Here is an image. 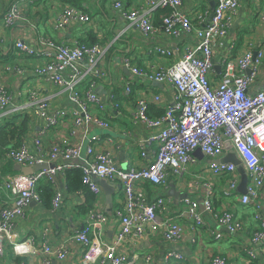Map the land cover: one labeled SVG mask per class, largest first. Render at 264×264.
Listing matches in <instances>:
<instances>
[{
  "label": "built area",
  "instance_id": "2783aa9c",
  "mask_svg": "<svg viewBox=\"0 0 264 264\" xmlns=\"http://www.w3.org/2000/svg\"><path fill=\"white\" fill-rule=\"evenodd\" d=\"M56 1L62 3L50 25L56 33L75 26L88 29L94 24L87 7ZM195 2L190 9L183 0H113L111 3L143 36L154 35L159 28L153 11L166 9L158 17L162 32L174 38L187 35L191 39L176 56L174 50L154 45L152 53L165 62L164 66L141 68L131 59H125L124 66L132 78L161 83L173 90V98L161 115L152 117L148 113L149 105L158 103L160 95L147 88V95L135 97L130 121L153 132L138 140L134 149H130L132 160L121 164L117 156L120 145L107 134L91 132L110 130L117 114V103L111 102L116 111L108 113L111 104L97 93L100 81L108 77L103 66L107 47L99 38L91 42L85 35L83 40L69 45L63 39L54 40L44 34H36L34 45L30 46L22 37L31 38L36 22L47 21H34L31 17L33 0H9L1 24L6 29L20 21L23 29L14 39L8 58L0 64V73L34 77L16 93L0 80V129L17 124L27 115L30 117L27 137L31 141L17 147H10L13 140L4 146L0 143V166L5 163L20 168L43 163L51 166L30 174L3 173L0 167V190L7 191L6 201L0 206V258L7 251V242L18 255L29 252L30 240H11L15 223L25 208L40 203V185L52 187L51 209H59L63 193L57 187L56 177L66 178L68 170L81 172L83 190L95 199L84 215V223L82 219V228L73 230L63 242L43 243L39 249L42 264L68 260V243L81 248L78 264H155L151 252L143 255L130 252L126 241L154 236L178 244L190 235L188 241L196 246L201 233L215 240L244 233V222L228 208L226 200L230 197L242 206L255 208L253 219L259 229L251 234L252 245L243 248L245 258L249 263L258 258L253 247L264 252V203L259 198L264 187V86L253 88L264 68V48L256 53L246 49L225 54L215 61V42L227 35L240 0ZM257 12L259 20L264 21V7ZM21 57L36 61L31 66L19 64ZM119 83L126 93L131 92V81L120 78ZM43 84L57 87V94L66 99L69 107L50 112V96H42L39 91ZM68 122L72 123L70 135L74 136L78 129L80 137L71 138L61 132ZM197 150L201 158L195 155ZM230 150L238 165L219 162ZM137 154L141 161L147 157L150 160L137 164L134 160ZM239 166L246 176L244 193L237 190L241 181ZM101 180L119 187L112 196L111 212L117 224L110 239L105 237L109 217L99 208L103 199ZM171 188L179 199L168 195ZM83 190L71 195L82 197ZM195 193L201 195L198 200L190 195ZM200 200L222 231L205 226L198 211ZM171 204L176 209L172 210ZM69 214L78 215L77 207L70 209ZM160 264H187V261L183 253L169 249ZM195 264L228 262L216 256Z\"/></svg>",
  "mask_w": 264,
  "mask_h": 264
},
{
  "label": "crops",
  "instance_id": "0c3cea01",
  "mask_svg": "<svg viewBox=\"0 0 264 264\" xmlns=\"http://www.w3.org/2000/svg\"><path fill=\"white\" fill-rule=\"evenodd\" d=\"M82 6L87 7L92 12L94 24L88 29L83 26H75L65 29L63 33H56L51 25L52 20L57 17L61 9V2L56 0H33L31 6V17L34 21L44 20L45 24L36 22V31L31 38L25 35L22 37L24 42L28 45H34V38L39 34H44L53 38L54 40L63 39L67 44L71 45L76 40H83L84 35L89 41L100 39L101 44L107 47L105 60L103 63L108 77L107 80H102L98 84L97 93L101 99L107 104L111 102L117 103V114L112 120L113 126L110 130H94L92 133H99L102 136L108 135L113 139V142L120 145V152L118 153V161L124 164L125 161L132 160L133 151L136 143L141 138L146 137L151 131H145L142 126L132 123L129 119L131 111L135 108L136 96L147 95V88H150L153 93L160 95L158 103H151L149 105V114L152 117L159 116L164 108L172 103L173 90H168L166 87H158L153 82L137 81L129 74L128 69L124 66L125 59H131L133 63L141 68H146L150 65L164 66L165 62L155 58L152 53V47L156 44L163 47L170 48L175 51V56L182 51L183 46L191 39L184 35L181 37H171L162 32L159 27L154 35L143 36L136 25L129 23L124 19L119 12L112 7L113 0H81ZM9 0H0V64H3L8 58V53L12 49V44L16 37H19L23 23L17 22L6 29L1 24L2 15L5 12ZM197 2L195 0H183L186 8H192ZM264 7V1L257 2L256 0H240V5L235 18L228 28V33L223 38L215 42L213 47V57L218 61L221 56L225 54H234L237 51L246 49L252 50L254 53L260 48H264V21L259 20V15L256 9ZM155 19V18H154ZM87 26V25H86ZM37 34V35H36ZM118 36V37H117ZM192 44V43H191ZM177 49V50H176ZM36 59L32 58H18L19 64L33 65ZM264 67V62H263ZM33 75H24L16 77L9 73H0V80L9 84V89L16 93L22 90L25 83L32 79ZM123 78L132 82L131 92L126 93L123 86L119 83V79ZM264 86V68L258 76L257 83L253 88L259 89ZM39 91L42 96L49 95L50 109L53 111L59 108H67L69 104L66 99L57 94V87L43 84ZM116 111L111 104L107 107V112ZM72 123L61 128V132L66 136L80 137L81 132L77 129L76 133L70 135ZM30 138L27 137L23 142L30 143ZM7 142L3 145H6ZM30 145V144H29ZM131 145V146H129ZM137 164L148 162L147 157L141 161L138 154L134 158ZM1 167L3 173H14L16 170L11 163H5ZM222 179L220 180V182ZM57 187L63 193L62 204L59 209L52 210L45 209L40 204H32L25 208L24 214L15 223V228L11 236L12 241L16 240H30L29 252L25 255H18L10 249V244L7 242V251L5 255L0 258V264H42L39 249L42 248L43 243L55 244L65 241L73 230L82 228V219L84 223V216L69 214L70 209L77 207L84 203L85 196H73L71 192L65 191L66 181L63 176L56 177ZM172 182V181H171ZM173 183V182H172ZM171 183V185H172ZM113 194L118 190V186H114ZM150 189V187L148 188ZM185 192L181 195L184 196ZM194 199L201 197L199 193L190 194ZM7 191L0 190V206L6 201ZM94 196V195H93ZM180 196V197H182ZM174 197V196H172ZM176 198V197H174ZM179 199V197H177ZM260 201L264 203V187L260 190ZM95 199V198H94ZM215 203L218 199L214 200ZM228 208L233 211L241 221L244 222L246 231L239 234L225 235L223 239L215 240L209 238L201 233L198 237L197 245H192L188 240L187 235L183 243L171 244L161 238L148 236L143 239L129 242L126 241L129 251L143 255L146 252H151L153 255V262L160 264L162 257L166 250L174 249L183 253L186 257L187 264H195L197 261L205 262L212 257L220 256L227 260L228 264H264V252L253 247L258 258L251 263L247 261L244 256L243 248L250 247V237L253 232L259 229V225L254 221L253 214L254 207L242 206L236 198L230 197L226 200ZM93 203V202H92ZM92 203L89 207L92 206ZM201 204V205H200ZM105 196L103 192V199L99 204L101 211L105 212ZM171 209H176L175 205L171 204ZM201 200L199 201V213L201 214L206 227L212 230L222 231V226L217 225L210 213L205 212ZM106 213V212H105ZM109 217L105 237L110 239L114 234V227L117 224L115 217L111 213H106ZM186 229L188 224L185 225ZM204 231V229H203ZM188 233V229L187 232ZM125 248V247H123ZM68 250L70 257L62 263L53 262V264H78L80 259L81 248L76 244L68 243Z\"/></svg>",
  "mask_w": 264,
  "mask_h": 264
},
{
  "label": "trees",
  "instance_id": "16d2710c",
  "mask_svg": "<svg viewBox=\"0 0 264 264\" xmlns=\"http://www.w3.org/2000/svg\"><path fill=\"white\" fill-rule=\"evenodd\" d=\"M62 2L72 3V4H76L80 7H83L81 0H62ZM166 12H167V10L162 9V8H156L153 11L154 18H155L154 19L155 24L159 25V27H160V20L158 17L160 14L166 13ZM92 41H95V40H92ZM148 113H149V111H148ZM29 123H30V117L25 115L24 117H22L18 120L17 124L13 123V125L11 127L1 128L0 129V143H1V145L5 144L6 142H7V144H9V142H11V140H13L14 143L11 144L10 147L11 146H13V147L19 146L23 142V140H25L27 138V134L30 130L29 129ZM65 177H66L65 180H66V187H67L68 192H74V191L80 190V189L83 190V188H82L83 185L81 184V172L79 170H68L65 173ZM83 191H84V196H85L84 203L77 206V212L80 216H84L87 213L89 205L94 200V196L90 192H88L86 190H83ZM38 192H39V196H40V203L39 204L41 206H43V208H45V209L50 208L51 200L53 197L52 187L49 184L40 185L38 187Z\"/></svg>",
  "mask_w": 264,
  "mask_h": 264
},
{
  "label": "water",
  "instance_id": "95a60500",
  "mask_svg": "<svg viewBox=\"0 0 264 264\" xmlns=\"http://www.w3.org/2000/svg\"><path fill=\"white\" fill-rule=\"evenodd\" d=\"M154 84L160 88L163 87V85L161 83H158V82H154ZM195 155L199 158H201V153L197 150ZM219 162H231L235 165H238L239 164V161L235 158V155L233 153L232 150H230L223 158L219 159ZM48 166H51V165H48V164H38V165H34L33 167H23V168H20L18 165H15L14 166V169L16 171H21L22 173L24 174H30L32 173L33 171H37L39 169H43V168H47ZM238 171L239 173L241 174V181H240V184L238 186V191L241 192V193H244V187H245V183H246V176H245V173L243 172L242 168L239 166L238 167ZM99 184L104 192V196H105V212L106 213H111V209H112V205H113V190H114V187L111 186L110 184H108L106 181L104 180H101L99 181ZM168 195L170 196H174V197H177L178 196V193L174 191L173 188H171L169 191H168ZM201 205V204H200ZM202 207V206H200Z\"/></svg>",
  "mask_w": 264,
  "mask_h": 264
}]
</instances>
